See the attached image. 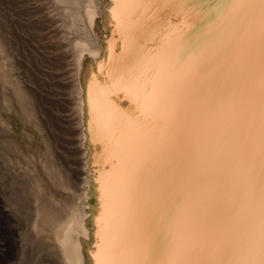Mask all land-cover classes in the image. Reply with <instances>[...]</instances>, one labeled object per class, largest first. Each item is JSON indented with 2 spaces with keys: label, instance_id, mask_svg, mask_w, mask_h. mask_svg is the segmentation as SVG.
I'll return each mask as SVG.
<instances>
[{
  "label": "bare ground",
  "instance_id": "6f19581e",
  "mask_svg": "<svg viewBox=\"0 0 264 264\" xmlns=\"http://www.w3.org/2000/svg\"><path fill=\"white\" fill-rule=\"evenodd\" d=\"M52 1L62 36L45 60L63 65L46 77L20 72L32 49L7 48L4 38H17L0 17V193L15 223L11 264H260V0ZM45 11L38 23L54 18ZM49 78L72 89L67 99L43 87ZM63 144L85 154L81 163ZM79 179L90 186L84 201L71 187Z\"/></svg>",
  "mask_w": 264,
  "mask_h": 264
},
{
  "label": "rangeland",
  "instance_id": "374dc122",
  "mask_svg": "<svg viewBox=\"0 0 264 264\" xmlns=\"http://www.w3.org/2000/svg\"><path fill=\"white\" fill-rule=\"evenodd\" d=\"M41 5H42V7H41ZM51 6H52V8H51ZM25 7L26 8L27 7L36 8L38 12H36L35 16H28V15H26V13H24V12H26ZM55 7L56 6L53 4L52 0L51 1L50 0H0V17L2 18L1 27L3 30H7L8 27L11 26L13 28L12 29L13 34L17 38V40L13 41L11 38L5 37L4 39H6V40H3V42L5 43V46L8 48V46L10 45L9 46L10 48L16 49L17 51L11 49L13 53L15 52V54L17 52L18 53L20 52V48H17L19 46L20 42H27L29 44V47H31V49H32V50L30 49L31 53L29 54L30 59L32 61V64L30 65V67H28L27 65H22V67L20 68L22 71L20 70V72L26 73L25 71L28 70V72H30L32 75L33 74L35 75V73L36 74L40 73L41 77H43V76L46 77L47 72L51 73V72H53V70L57 71L58 66L61 67L63 65L60 62L55 63L52 60H50L51 62L49 60H45V57L48 56V52L49 53L51 52V49H50L51 46H48V45H51L52 41L55 40V37H57L58 34H59L58 37L62 36L61 35L62 27H61V25L59 26V24H60V18L58 16L59 14H58V12H56V13L52 12V11L57 10V8L54 10ZM44 10H46L45 12H47L49 10V13L51 12L52 15L53 14L55 15L53 19L51 18L52 20H50L51 21L50 23H48L44 18L43 19L45 21L43 19H42L43 21H40L39 23L37 21L40 17H42V15L44 17ZM36 18H37V20H36ZM56 18L58 19V21L56 20ZM33 21H35V22H33ZM41 22L43 24H41ZM35 32L39 33V35H37V33H35ZM57 32H60V33H57ZM3 33H4V31H3ZM58 37L56 38V40L58 39ZM25 39H26V41H25ZM36 40L39 43L36 42ZM49 42H50V44H49ZM17 43H18V45H17ZM38 51H42V57L39 58V62H38V60H36V58L34 56V54ZM35 61L38 63V65ZM33 62H35L34 63L35 66L33 65ZM71 62H72V64H71ZM51 63H53V64H51ZM68 63H67V65L70 67V68L69 67L68 68L71 70H74L75 66H74L73 60L71 61V59H69ZM59 64H61V65H59ZM25 66H27L28 68H26ZM55 67H56V69H55ZM41 68H43V69L41 70ZM42 74H44V75H42ZM51 79L50 78L48 79L50 81V82H48L49 85L46 84V86L47 87L49 86V87L48 88L45 86H43V87L45 89H47L48 92L51 91L50 93H52L54 95V97H55V95H57V97H58V95H60L59 96L60 99L61 98H62V100L67 99L69 97L70 93L72 92V89L60 87L58 82H53L54 80L53 79L51 80ZM58 87H60V88H58ZM51 97H53V96L51 95ZM59 97H58V99H59ZM73 112L75 113V110H72V113ZM72 113H68V115L70 116ZM61 134L62 133H60V136H61ZM63 136L65 139L69 138V136H67V135L65 136L64 133H63ZM62 148H63V152L68 156L71 163H73V162L76 163V161H77V164H79V163H81L80 162L81 159L85 158L84 157L85 154L83 156L80 154L74 155V153H73L74 147H72V146H69L67 144H63ZM72 148H73V150H72ZM70 167L72 168V167H76V166L71 165ZM86 169H88V168H86ZM85 171L88 173H91V172H93V168H89L88 171L87 170H85ZM88 177L91 178V176H88ZM80 180L81 179L77 180V183L75 180L73 182V186L71 185V187L73 188L72 190H74L73 192H76V193H74L75 197H77L78 199L80 198L79 200H81V201H84L88 198V195H87L88 191L89 192H91V191L89 190L90 188L87 187L89 185H87L85 187L84 185H86V183H84L82 185L83 182ZM0 195H1V197H0V264H11L15 260L17 253H18L17 240H16V237L14 238V236H13V227H14L15 223L10 222V220L7 216V213L5 211L6 210L5 209L6 204L4 202V199H3L1 193H0ZM23 215H25L24 218L26 219V214L24 213ZM21 224L22 225L24 224L23 219L21 220ZM22 259L25 262L29 260V258L27 256L22 258Z\"/></svg>",
  "mask_w": 264,
  "mask_h": 264
},
{
  "label": "snow or ice",
  "instance_id": "6c2138e0",
  "mask_svg": "<svg viewBox=\"0 0 264 264\" xmlns=\"http://www.w3.org/2000/svg\"><path fill=\"white\" fill-rule=\"evenodd\" d=\"M262 6V14H264V0H260ZM260 264H264V248L261 250V261Z\"/></svg>",
  "mask_w": 264,
  "mask_h": 264
}]
</instances>
